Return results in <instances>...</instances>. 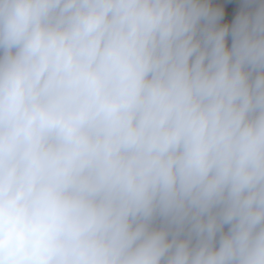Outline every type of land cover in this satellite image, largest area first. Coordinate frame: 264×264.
<instances>
[{
	"label": "clouds",
	"instance_id": "clouds-1",
	"mask_svg": "<svg viewBox=\"0 0 264 264\" xmlns=\"http://www.w3.org/2000/svg\"><path fill=\"white\" fill-rule=\"evenodd\" d=\"M0 264H264V0H0Z\"/></svg>",
	"mask_w": 264,
	"mask_h": 264
}]
</instances>
